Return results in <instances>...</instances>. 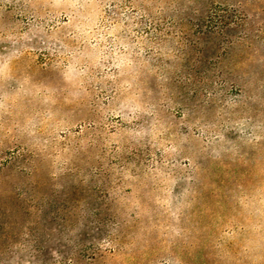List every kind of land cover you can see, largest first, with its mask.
Instances as JSON below:
<instances>
[{
  "label": "rangeland",
  "instance_id": "rangeland-1",
  "mask_svg": "<svg viewBox=\"0 0 264 264\" xmlns=\"http://www.w3.org/2000/svg\"><path fill=\"white\" fill-rule=\"evenodd\" d=\"M0 264H264V0H0Z\"/></svg>",
  "mask_w": 264,
  "mask_h": 264
}]
</instances>
